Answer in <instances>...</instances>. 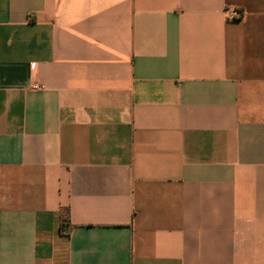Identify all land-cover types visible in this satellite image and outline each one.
Masks as SVG:
<instances>
[{
	"label": "crops",
	"instance_id": "1",
	"mask_svg": "<svg viewBox=\"0 0 264 264\" xmlns=\"http://www.w3.org/2000/svg\"><path fill=\"white\" fill-rule=\"evenodd\" d=\"M0 264H264V0H0Z\"/></svg>",
	"mask_w": 264,
	"mask_h": 264
},
{
	"label": "trees",
	"instance_id": "2",
	"mask_svg": "<svg viewBox=\"0 0 264 264\" xmlns=\"http://www.w3.org/2000/svg\"><path fill=\"white\" fill-rule=\"evenodd\" d=\"M69 226V216H68V210H66V213L63 215L61 223H60V229L65 231V229Z\"/></svg>",
	"mask_w": 264,
	"mask_h": 264
}]
</instances>
